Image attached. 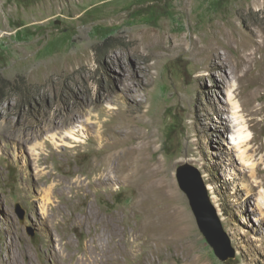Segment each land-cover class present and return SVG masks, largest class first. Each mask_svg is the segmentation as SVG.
Wrapping results in <instances>:
<instances>
[{
  "label": "rangeland",
  "instance_id": "rangeland-1",
  "mask_svg": "<svg viewBox=\"0 0 264 264\" xmlns=\"http://www.w3.org/2000/svg\"><path fill=\"white\" fill-rule=\"evenodd\" d=\"M150 1L0 0V264H92L125 249L136 257L124 264H151L143 226L156 211L188 227L157 264H264V0H159L155 25ZM253 41L256 60L239 63L234 50ZM212 49L227 72H211ZM125 109L155 142H115ZM185 164L235 258L200 232L177 180Z\"/></svg>",
  "mask_w": 264,
  "mask_h": 264
},
{
  "label": "bare ground",
  "instance_id": "bare-ground-1",
  "mask_svg": "<svg viewBox=\"0 0 264 264\" xmlns=\"http://www.w3.org/2000/svg\"><path fill=\"white\" fill-rule=\"evenodd\" d=\"M227 45H229V44H227ZM241 46L242 47H239L236 50H234L238 54L239 63L240 62H241V64H247L248 63V64L252 65V63L256 60V56H257L256 54H257L258 50L261 48V46L258 45V43L256 41L250 42L248 44L241 43ZM245 47H247L246 53L242 52L243 50H245ZM241 48H243V49H241ZM260 50H262V49H260ZM205 58H207V60H208L211 72L214 73L215 70L216 71L221 70V71L227 72V69H228L227 65L224 62H221V57L218 55V53H216V51H214V49H212V51H209L206 54ZM213 79H214L216 86H221L225 80L224 78L219 80L215 76L213 77ZM254 81H255V84L256 83L264 84V68H263V71H261V74L258 75V77ZM120 111L121 112H119V115L122 116L123 122L116 125V127L118 129L116 134L119 136V138H117L118 140L115 142H129L130 140H135L134 139L135 135L137 136V139H136V140H138L137 142H155V139H156L155 138V131L153 130V126L151 124H149L150 126L148 125L149 130L147 128L146 129L143 128L144 131L143 130L138 131V130L132 128L133 126L136 125V123L142 122L143 114L137 115V113H135V111H133L131 109H125V110H120ZM136 115H137V117H136ZM228 122L231 123V121H228ZM228 122L226 121L223 123L229 127ZM144 124H148V123L145 122ZM77 132H79V131H76L75 129L73 131H68L66 136L77 141V142H80V137L78 136ZM248 137H249V135H245V133L242 131V129L239 131V138L241 139L240 143L242 141L246 140ZM125 159L126 158L122 157L121 160L123 161ZM129 167L130 166H128L127 164L123 165V168H125L126 170H128ZM148 214L149 215L152 214L153 217L151 218L150 221H147V223L144 224L143 232L149 234L148 240H147L148 241L147 244L149 245V251L147 254H142V256L144 257L145 262L150 261L151 264H157V263H155V260H153L151 258L152 254L157 253L160 255L165 247H168L171 245H174V247L177 249H181L182 247H185L184 243H185V238L187 236L186 231L188 230V227L187 226L185 227L183 225V226H181L180 229H176L175 225H173L172 223H169L167 221L168 220L166 218L167 213L164 214L162 212L156 211V212H152V213H148ZM179 235H182V236L185 235L184 239L182 238V236L180 238ZM93 250H95V249L93 248ZM107 250H110V249L107 248ZM96 252H97V250H96ZM116 255L117 254L112 255L111 258H107V259H103V258L99 259L98 257H96V258L93 257L94 259L92 260V262H93L92 264H103V261L106 264H124V261H126V262L130 261V260L133 261V259L136 257L134 254V251L126 250V249L122 250L121 254H119L117 256ZM51 256H52L51 259L53 260V262L56 263V260H58L57 256L56 255H51ZM99 256H101V255H99ZM6 263L7 264H15V263L18 264V260L15 261L11 256H9L6 259ZM89 263H91V262H89ZM185 264H196V263H195V260L191 259L190 262L188 261Z\"/></svg>",
  "mask_w": 264,
  "mask_h": 264
},
{
  "label": "water",
  "instance_id": "water-1",
  "mask_svg": "<svg viewBox=\"0 0 264 264\" xmlns=\"http://www.w3.org/2000/svg\"><path fill=\"white\" fill-rule=\"evenodd\" d=\"M177 180L187 196L198 228L221 261L235 258L236 251L231 238L224 229L219 211L212 201L209 188L201 171L185 164L177 169ZM21 217L24 216L21 208Z\"/></svg>",
  "mask_w": 264,
  "mask_h": 264
},
{
  "label": "trees",
  "instance_id": "trees-1",
  "mask_svg": "<svg viewBox=\"0 0 264 264\" xmlns=\"http://www.w3.org/2000/svg\"><path fill=\"white\" fill-rule=\"evenodd\" d=\"M143 21L150 25H155L159 22V0H151L148 6L144 8Z\"/></svg>",
  "mask_w": 264,
  "mask_h": 264
}]
</instances>
